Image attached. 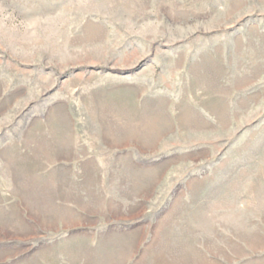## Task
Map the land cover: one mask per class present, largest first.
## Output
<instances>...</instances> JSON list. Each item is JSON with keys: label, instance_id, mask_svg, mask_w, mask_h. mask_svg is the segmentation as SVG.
Here are the masks:
<instances>
[{"label": "rangeland", "instance_id": "rangeland-1", "mask_svg": "<svg viewBox=\"0 0 264 264\" xmlns=\"http://www.w3.org/2000/svg\"><path fill=\"white\" fill-rule=\"evenodd\" d=\"M0 264H264V0H0Z\"/></svg>", "mask_w": 264, "mask_h": 264}, {"label": "bare ground", "instance_id": "bare-ground-1", "mask_svg": "<svg viewBox=\"0 0 264 264\" xmlns=\"http://www.w3.org/2000/svg\"><path fill=\"white\" fill-rule=\"evenodd\" d=\"M182 116H184V115H182ZM184 119V118H183ZM81 250V249H80Z\"/></svg>", "mask_w": 264, "mask_h": 264}]
</instances>
